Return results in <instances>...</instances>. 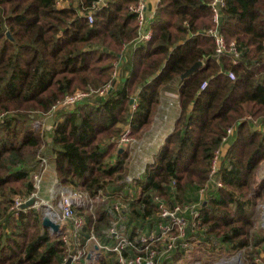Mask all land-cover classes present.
<instances>
[{
  "label": "trees",
  "instance_id": "16d2710c",
  "mask_svg": "<svg viewBox=\"0 0 264 264\" xmlns=\"http://www.w3.org/2000/svg\"><path fill=\"white\" fill-rule=\"evenodd\" d=\"M93 2L0 0V264H65L73 255L43 226L40 212L15 208V196L31 198L35 174L45 165H55L61 186L92 197L109 192L96 214L76 209L85 219L82 243L94 233L101 245H111L112 229L137 240L158 222L155 197L170 208L198 200L232 127L220 169L223 187L202 203L191 246L165 264H175L197 244L228 257L252 241L255 248L263 245L262 232L252 229L264 201V179L257 183L264 162V0H225L219 32L228 45H237L238 57L218 54L207 35L216 27L211 0H159L146 43L138 42L131 9L137 0H110L91 24L81 13ZM198 62L203 66L182 79ZM108 85L105 97L56 111L44 132L35 126L66 96ZM165 93L179 99L175 128L142 177L128 184L129 154L116 150L119 125L141 137ZM118 202L126 209L117 211ZM98 264L118 262L102 253ZM247 264L256 263L251 258Z\"/></svg>",
  "mask_w": 264,
  "mask_h": 264
},
{
  "label": "built area",
  "instance_id": "2783aa9c",
  "mask_svg": "<svg viewBox=\"0 0 264 264\" xmlns=\"http://www.w3.org/2000/svg\"><path fill=\"white\" fill-rule=\"evenodd\" d=\"M109 2L110 0H94L90 8L81 14L92 24L95 20V14L106 8ZM225 5V0H211L210 7L213 12V20L216 27L209 30L207 35L213 37L216 45V52L218 54H227L238 57L237 45L234 42L228 45L225 37L219 32L221 10ZM58 6L64 7L63 2L58 3ZM131 9L137 16L139 28L138 42L146 43L150 41L152 38L151 24L154 19L156 8L150 10L148 9V2L146 0H137V3L132 6ZM114 75V78H117V72H114ZM229 77L235 79L233 73H229ZM207 85L208 83L204 82L201 86V90H204ZM109 88H112L111 85L106 89H91V91L89 89L87 91H79L74 95H68L62 102H59L58 105L54 106L50 114L45 117L52 118V115L58 110H74L87 98L96 95L104 97ZM253 124L260 129L262 128L256 121H253ZM35 126L37 128L41 127L40 123L35 124ZM126 127L124 133L116 141L118 149H127L128 146H130L131 128L128 125ZM235 131V127L227 130L226 136L222 139L221 148L215 152L210 167L209 180L207 184L199 190L198 200L191 203L177 204L170 208L165 201L161 200L159 197H155L154 203L158 208L156 213L158 222L153 230L142 232L137 240L131 239L126 232L112 229L111 232L115 236V243L113 246L101 245L94 233H91V235L82 243L80 229L85 225V219L82 216L76 215V209H85L80 197L82 194H79V192L73 189L66 191V193L62 195L61 201H59L58 208L53 211L49 206L50 211L47 215L53 222L58 223L60 228L63 229L62 233L59 235L61 236L62 241L67 245L68 249H74L71 251L73 254L71 256L72 264H98L102 253H112L115 255L118 264H163L164 261L168 260L174 252L180 249L189 248L191 246L189 241L195 239L194 236L190 235L195 234L201 222L202 203L205 204V201L213 196L214 192L223 187L222 181L220 180V169L222 160L225 157V149L233 140ZM127 152L129 154V151ZM43 162L45 164L46 160H43ZM45 166L48 167V165ZM35 180H39L38 175L35 176ZM32 195L33 198L37 197L34 193ZM28 200L22 202L20 199H17L15 208L22 209V206ZM121 207L126 206H117L116 210L120 211ZM257 210H259L260 217L263 221L264 204H258ZM189 230H191L192 233H188ZM92 240L97 241L99 246L98 250H89V242ZM233 257L234 258L231 256V261L237 259L241 261L242 253L235 254ZM232 263L233 262H229L228 264ZM194 264L200 263L195 262ZM234 264H236V262H234Z\"/></svg>",
  "mask_w": 264,
  "mask_h": 264
},
{
  "label": "rangeland",
  "instance_id": "374dc122",
  "mask_svg": "<svg viewBox=\"0 0 264 264\" xmlns=\"http://www.w3.org/2000/svg\"><path fill=\"white\" fill-rule=\"evenodd\" d=\"M119 66H120V64L117 65V68ZM114 72H116V71H114ZM114 72H113V76H115ZM117 78H119L118 72H117ZM109 86L110 85L106 86L105 89ZM91 89L92 88H90V91H91ZM111 89L112 88H109L108 91ZM106 95H107V93H106ZM162 97H163L162 98L163 100H162L161 106L158 110L157 117H155L156 118L155 119L156 125H158V122H159L160 126H162V121H164V118L166 119V117H167L168 119L165 120V124L168 123L169 124L168 129L172 128L171 130L173 131L175 128V125L172 126V124L176 123L177 118L180 115L179 99H178V96L176 97L175 94H166L165 93L162 95ZM64 111H71V110H64ZM44 116H45V114L41 116V119L36 120L34 122V124L40 123V125H41L40 130L42 132H44L46 130V128H50L51 125L53 124L52 118H46ZM247 120L258 122V120H255L251 116H247ZM119 126L121 128H123V133H124L125 128H127L126 127L127 125L126 126L119 125ZM154 129H155V127H153L151 129L152 131H149V132H148V130H150V129H148L141 137L131 135L130 146H128L127 149H118V147L116 146V150L120 153H122V152L127 153V151H129V156L126 160L129 163V173H128V176L125 178V180H126L125 182L128 184H133L137 178H141L143 175V172L146 168V165H148L154 159L153 155L156 152V149L158 146L157 143H154V144L151 143L150 144L151 140L153 138L156 139V137H157V134L155 136L156 132ZM228 146H230V144H228ZM47 168L48 167L45 166V168L43 169V171L40 174L37 173L39 180H35V177H34V186L36 189L34 191V195H37V197L33 198L32 197L33 195H32L30 198V200L31 199L35 200V204L33 206H31L30 208L41 213L42 222L45 218H49L51 220V218L47 215V213L50 211L49 206L51 207V209L53 211H55V209L58 208L59 201H61L62 195L64 193H66V191H68V190L73 189V190H76L77 192H79V194H82L80 196L82 204L85 206V210L88 211V213H92V214H96V211L99 208L100 204L109 198V195H108L109 192L100 191L97 196L92 197L86 191L77 190V189L67 187V186L66 187L61 186L60 184H58V182H59L58 178H56L53 181V184L51 182V185L45 184L43 177L46 174ZM260 168H259V170H260ZM259 170H258V172H259ZM258 172H257V183H259L261 180H263V178L259 175ZM37 174H35V175H37ZM17 199H20L22 202H24L25 200H28L29 198L26 199L25 197L17 195L14 198L15 203H16ZM27 202H25V203H27ZM260 203L264 204V201L262 200L258 204H260ZM117 205L118 206H126L122 202H118ZM30 208H28V209H30ZM121 209L124 210V209H126V207H121ZM121 209H120V211H121ZM21 210H23V209H21ZM53 223H55V222H53ZM55 224L59 225L58 223H55ZM59 227H60V225H59ZM48 230L50 232V235L53 237H55V236L61 237L59 234L62 233V231H63L62 228H60L59 232H53L51 229H48ZM260 231L262 232V235L264 236V219L262 221V219L260 217V212H259V210H257V207H256V214L254 217V227L252 229V233L255 234L256 232L258 233ZM114 243H115V241L110 246H113ZM254 245H255L254 241H252V244L247 249H244V250L239 252V253H242L241 261L239 259H237L235 261H231V259L234 258L233 255L231 258V256L228 257V256H226V254H220V253L216 254V253L205 252V250L200 248V245L197 244L194 246L195 251L192 250L191 252L185 254L175 264H194L195 262L200 263V264H215V263L228 264L229 262H233L232 264H234V262H236V264H247L248 260L251 258L254 259V263L262 264V263H264V244L261 246L259 245L257 248H255ZM98 247L99 246L97 244V241L92 240L89 242V250L90 251H91V249L98 250ZM254 249L260 251V254H258V253L253 254ZM73 250L74 249H71V248L68 249L70 254H72L71 251H73ZM87 250H88V248H87ZM177 252L182 253L183 249H180V250L174 252L171 255V257H173V255ZM87 253H88V251H87ZM239 253H236V254H239ZM90 254H92V253H90ZM70 256H72V255H70ZM68 258H67V260H68ZM235 258H237V257H235ZM166 261L167 260H165L163 264H165Z\"/></svg>",
  "mask_w": 264,
  "mask_h": 264
},
{
  "label": "crops",
  "instance_id": "0c3cea01",
  "mask_svg": "<svg viewBox=\"0 0 264 264\" xmlns=\"http://www.w3.org/2000/svg\"><path fill=\"white\" fill-rule=\"evenodd\" d=\"M148 2V9L150 10H153L154 8H157V5L159 3V0H146ZM177 97V95H176ZM163 97H161V103H162V99ZM161 106V105H160ZM160 108V107H159ZM157 117V116H156ZM179 118V117H178ZM177 118V119H178ZM156 119V118H155ZM168 118L166 117V119L164 118V121H162V126H160L159 122H158V125H156V121H154V123L152 124L150 130L149 131H152L151 129L153 127H155V136L157 134V137L156 139L153 138L150 142V144H154V143H157V149H156V152L154 153V155L159 151L160 147L163 145L164 141L166 140V138L168 137L169 134H171L173 131L171 129H168L169 128V124L166 123L165 124V120H167ZM160 120V119H159ZM155 125V126H154ZM175 123L172 124V126H174ZM166 128V129H165ZM151 133V132H150ZM229 147V146H228ZM228 147L226 149H228ZM225 149V150H226ZM153 155V157H154ZM260 170H259V175L264 179V162L262 163V165L260 166ZM44 178V183L45 184H48V185H51V182L53 184V181L57 178V173H56V169H55V165L53 163H50L48 165V168H47V171H46V174L45 176L43 177Z\"/></svg>",
  "mask_w": 264,
  "mask_h": 264
},
{
  "label": "water",
  "instance_id": "95a60500",
  "mask_svg": "<svg viewBox=\"0 0 264 264\" xmlns=\"http://www.w3.org/2000/svg\"><path fill=\"white\" fill-rule=\"evenodd\" d=\"M203 66L202 62L196 63L191 69H189L185 74L182 75V79H187L189 76L194 74L198 69ZM133 103V102H132ZM35 204V200L31 199L22 206V209H28ZM43 226L47 229H51L53 232H59V225L53 223L49 218L43 220ZM65 264H72V257H69Z\"/></svg>",
  "mask_w": 264,
  "mask_h": 264
}]
</instances>
